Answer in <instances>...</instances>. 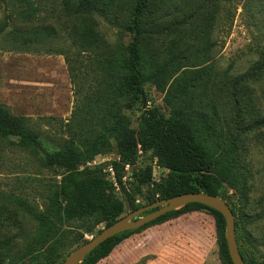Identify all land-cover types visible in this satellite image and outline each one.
Instances as JSON below:
<instances>
[{
  "label": "rangeland",
  "instance_id": "rangeland-1",
  "mask_svg": "<svg viewBox=\"0 0 264 264\" xmlns=\"http://www.w3.org/2000/svg\"><path fill=\"white\" fill-rule=\"evenodd\" d=\"M66 1L72 5L78 2L34 0L35 15L25 17L18 14L19 7L0 0V104L13 115L24 117L39 134V144L28 146L16 137L0 138V197L16 194L27 199L32 209L42 210L45 194H50L64 175L62 168L49 164L48 154L62 148L70 128L95 132L93 139L104 122L112 124L111 117L121 115L136 131L145 110L156 108L170 117L190 105L204 112L213 109L227 123L234 92L247 124L264 114V78L241 86L235 81L257 60L251 47L264 31V0H152L142 23L145 34L150 25L159 30L151 36V50L144 42L143 60L145 74L156 71L163 79L158 84L145 79L144 96L134 105L120 92L128 74L124 58L130 40L127 26L132 0H103L108 10L76 15L66 11ZM93 28L104 45L85 49L79 45V36ZM171 51L185 57L166 67ZM152 52L155 54L150 56ZM106 58L111 59L112 67L99 63ZM159 69L165 72L157 73ZM177 77L187 85L189 98L166 97ZM93 101L97 104L92 105ZM108 142L110 149L107 146L79 168H97L112 181L120 176L121 185H116L124 204L120 218L134 210V205H144L149 196L160 195L158 185L168 170L152 149H144L140 143L132 162L124 165L115 141L110 138ZM201 142L211 144L204 130L198 138ZM243 145L237 166L245 182L242 195L227 185L219 194L234 211L236 241L245 259L264 264V127L249 132ZM148 171L150 180L140 183ZM36 226L30 217L20 216L13 222L11 233L18 235L15 251L25 247ZM104 227L100 224L85 238ZM40 259L38 264H46ZM96 264H222L214 219L206 210L178 213L132 233Z\"/></svg>",
  "mask_w": 264,
  "mask_h": 264
},
{
  "label": "trees",
  "instance_id": "trees-1",
  "mask_svg": "<svg viewBox=\"0 0 264 264\" xmlns=\"http://www.w3.org/2000/svg\"><path fill=\"white\" fill-rule=\"evenodd\" d=\"M3 1L19 7L18 14L25 17L33 16L37 11L34 0ZM151 1L132 0L130 5V19L127 26L130 40L125 47L124 58L128 74L120 89V92L128 98L129 105L136 104L144 96L143 81L145 79L152 80L153 83L157 82L156 84L163 79V77L159 78L161 75H156V71L145 74L143 45L145 42L147 50H151V36L153 33L158 34L159 30L150 25L146 28V34L144 31L142 16ZM65 4L66 11L70 15L101 13L109 9V5L103 0H78L73 5L66 1ZM71 7H73L72 12H70ZM259 38L260 40L251 47L257 55V60L245 72L237 76L236 85L259 82L264 78V31L260 33ZM78 41L79 45L85 49L99 48L104 45L94 28L82 33ZM154 54L155 52H152L150 56ZM182 57L185 56L171 51L166 67L173 66ZM98 61L107 68L113 65L109 58ZM160 72L163 73L165 70L159 69L157 73ZM175 72L176 70H173L172 74ZM70 73L74 82V68L71 66ZM181 78L173 79L166 97L189 98L186 95L187 85L182 84L184 80ZM176 83H178L177 87L174 86ZM174 90H177V93ZM193 96L190 95V98ZM233 96L232 114L227 123L220 120L215 110L210 109L204 112L194 105L171 113L170 117L164 116L156 108L145 110L136 131L129 127L127 117L113 115L111 117L113 123L107 125L101 114L100 120L104 122L102 131L93 139L95 132L89 134L88 131H74L70 128L69 121L66 122L70 128L69 136L63 140L62 148L48 154L49 164L62 168L64 175L60 184L56 185L50 194H45V207L36 211L31 208L27 199L18 197L16 194H4L0 197L3 199L2 202L7 203L0 202V264H38V258L46 264H59L74 249L68 251L70 248L85 242L87 240L85 236L92 235L100 224L106 227L119 218L124 209L123 201L116 191V185L118 183L121 185L120 176L114 182L107 179L97 168L88 166H84L81 170L79 168L92 160L96 154L104 152L107 146L110 149L111 144L108 142L110 138L116 143L122 164L132 162L137 144L140 143L142 148L152 149L168 170L165 179L158 185L160 195L149 196L145 204L184 192L200 191L221 197L219 190L223 185L242 195L241 186L245 182L237 167L240 161L238 153L243 149L244 137L254 129L264 127V114L247 124L239 109L236 92ZM91 104L96 105L97 102L93 101ZM101 110L104 111V108ZM88 116L89 114L85 116L86 120ZM77 119L78 117H75V122ZM201 130L205 131L211 144L205 146L202 142L198 143ZM4 137H16L24 146L39 144V134L28 126L25 118L13 115L0 104V138ZM150 178L151 172L148 171L145 177L141 178L140 183H146ZM121 188L125 191L123 186ZM238 197L240 201L244 200V196ZM9 204L13 205V208H10ZM141 206L143 205L133 207H136L135 210ZM198 210L208 211L214 219L221 263L233 264L225 239L224 217L216 209L197 202L171 210L137 229L125 230L108 238L87 254L79 264H96L132 233L178 213ZM231 210L234 214L232 208ZM11 214H14V217ZM17 215L24 218L30 217L37 226L25 247L15 251L18 235L11 233L10 228L14 221L19 220V217L15 218ZM236 225L235 221V228ZM238 248L245 264H255L253 261L246 260L239 245Z\"/></svg>",
  "mask_w": 264,
  "mask_h": 264
},
{
  "label": "water",
  "instance_id": "water-1",
  "mask_svg": "<svg viewBox=\"0 0 264 264\" xmlns=\"http://www.w3.org/2000/svg\"><path fill=\"white\" fill-rule=\"evenodd\" d=\"M191 202L204 204L222 214L225 220V239L230 258L233 264H245L236 241L234 214L230 206L220 196L200 191L184 192L173 197L155 200L130 211L75 247L59 264H79L87 254L108 238L125 230L137 229L159 216Z\"/></svg>",
  "mask_w": 264,
  "mask_h": 264
},
{
  "label": "built area",
  "instance_id": "built-area-1",
  "mask_svg": "<svg viewBox=\"0 0 264 264\" xmlns=\"http://www.w3.org/2000/svg\"><path fill=\"white\" fill-rule=\"evenodd\" d=\"M110 170L112 171V169L110 168ZM112 174H113V172H112ZM114 181V180H113ZM115 182V181H114Z\"/></svg>",
  "mask_w": 264,
  "mask_h": 264
}]
</instances>
